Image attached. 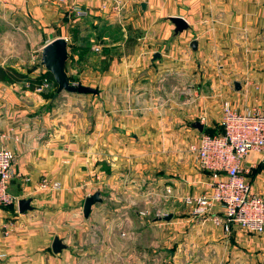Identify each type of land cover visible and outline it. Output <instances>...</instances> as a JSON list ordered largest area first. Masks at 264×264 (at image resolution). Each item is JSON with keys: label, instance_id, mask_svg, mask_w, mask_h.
Here are the masks:
<instances>
[{"label": "crops", "instance_id": "obj_1", "mask_svg": "<svg viewBox=\"0 0 264 264\" xmlns=\"http://www.w3.org/2000/svg\"><path fill=\"white\" fill-rule=\"evenodd\" d=\"M71 14L94 27L90 43H101L94 47L105 70L81 80L98 93L47 108L42 95L22 98L0 80V145L15 156L10 191L33 207L0 208V264H186L190 249L217 254L192 264H264V233L236 245L227 239L241 229L228 234L214 223L220 205L200 215L185 202L210 191L190 146L203 131L221 130L224 105L264 109V0H0V27L18 18L40 52L68 39L50 34L63 33ZM173 16L189 29L175 36ZM195 39L197 51L188 48ZM77 100L92 112L71 105ZM244 168L264 196V153L250 151ZM43 179L61 187L42 190ZM97 190L103 201L87 218L84 201ZM56 236L67 245L60 253Z\"/></svg>", "mask_w": 264, "mask_h": 264}, {"label": "built area", "instance_id": "obj_2", "mask_svg": "<svg viewBox=\"0 0 264 264\" xmlns=\"http://www.w3.org/2000/svg\"><path fill=\"white\" fill-rule=\"evenodd\" d=\"M73 10L78 17L87 15V11L76 4ZM221 125L222 131H203L198 142L190 146L200 168L209 173L211 182L208 193L188 195L185 202L200 215L220 205L223 214L213 220L226 232L237 227L247 233L263 234L264 196L254 190L252 182L245 177L244 159L252 150L264 153V109L241 111L227 102ZM5 138L6 133L0 129V143ZM14 158L11 148L0 145V208L16 205L20 200L10 191ZM60 187L59 182L47 179L39 184L42 190H57Z\"/></svg>", "mask_w": 264, "mask_h": 264}, {"label": "rangeland", "instance_id": "obj_3", "mask_svg": "<svg viewBox=\"0 0 264 264\" xmlns=\"http://www.w3.org/2000/svg\"><path fill=\"white\" fill-rule=\"evenodd\" d=\"M77 15V14H76ZM70 17V18H69ZM67 19L69 22H65V27L63 30V33L61 32V29L58 27L52 29V33L50 34V37H54L58 34H67L68 35V41H69V60L67 62V70L68 73L72 79L73 82L76 83H83L81 80L87 79L89 76H97L99 73L94 74L95 72H102L105 70L106 66L104 64V61L102 59L103 51H99L98 47H94L95 44L101 45L99 42H93L90 43L88 40V34H92L95 32L94 27L91 25H87V21L85 19H75L77 17H74V14H71ZM72 17V18H71ZM15 22L12 25L5 26L2 25L0 27V60L4 62H8L10 65H16L17 69L27 72L29 78L38 77L40 78V83L37 84L35 88H31L30 85L33 83L31 79H24L22 81H18L15 83H8L11 84L12 88L15 90V92L18 94V96L22 98H28L31 99L34 96H38V94L42 95L46 99V103L44 107L46 106L51 107L53 105H57L58 103L64 102L67 96L69 95H75V96H84V95H92L93 92H71L64 90L62 91L54 100L52 99V96H45V93H51L55 92L57 83L54 80H51L46 76L47 70L40 64V47H32V43L29 42L28 37V28L24 23L20 22L18 18H15ZM8 27V28H7ZM10 33L9 36H6ZM196 36V34H193ZM6 38V39H5ZM66 38V37H65ZM74 44V48H73ZM72 47V48H71ZM191 48V47H188ZM36 66V68H34ZM101 76V75H100ZM209 79V77L207 76ZM46 83H49L46 85ZM85 84V83H84ZM39 87H42L39 88ZM81 94V95H80ZM81 103V104H80ZM82 107L84 110H86L87 107L89 109L88 112H92V108L87 104L86 102H77L75 101L74 104ZM34 113V112H33ZM165 216H162V218ZM237 228V227H234ZM238 229V228H237ZM224 230V229H223ZM233 230V229H232ZM225 232L230 233L232 232ZM240 230V228H239ZM239 232L238 237L236 236V233L233 232L229 239H227L229 242H235L236 245H240V243L246 238L250 241H260L262 238V234H255L252 235V233H247L243 231L242 229ZM247 233V234H246ZM225 240V239H223ZM209 241H217L215 239H210ZM195 250H187L186 251V264H192L188 258H199L204 256H209L208 258L216 257L217 254L214 253V251L206 252L207 255H203L204 251H196ZM168 256V253L165 254ZM245 256V255H244ZM249 257L259 258L258 254L256 252L251 253L248 255ZM210 264H215L214 259L210 260ZM260 264V263H258Z\"/></svg>", "mask_w": 264, "mask_h": 264}, {"label": "water", "instance_id": "obj_4", "mask_svg": "<svg viewBox=\"0 0 264 264\" xmlns=\"http://www.w3.org/2000/svg\"><path fill=\"white\" fill-rule=\"evenodd\" d=\"M143 8L146 7V4L143 3ZM170 21L175 25L174 34L175 36L189 29L190 25L187 20L182 16H173L169 17ZM191 48L194 51L198 50V40H193L190 44ZM69 41L65 37H57L50 42L46 43L40 52V64L50 72L56 83L57 87L53 94L52 99L54 100L62 91L67 90L71 92H93L98 93L99 89L95 86L84 84V83H76L73 82L68 70H67V62L69 60ZM160 53H156L154 55V59L160 57ZM36 68V66L34 67ZM236 87L240 88V82L235 81ZM192 125L198 128L200 131L204 130V123L201 120H194ZM103 192L101 190H97L91 195H88L84 201L83 212L85 217H89L91 209L93 205L102 202ZM31 198H22L18 202L19 211L24 213L28 210H32L33 207L31 205ZM173 217L172 214L163 217L165 220H170ZM64 248H67V245L63 243V240L56 236L53 239L52 249L54 253H60Z\"/></svg>", "mask_w": 264, "mask_h": 264}, {"label": "trees", "instance_id": "obj_5", "mask_svg": "<svg viewBox=\"0 0 264 264\" xmlns=\"http://www.w3.org/2000/svg\"><path fill=\"white\" fill-rule=\"evenodd\" d=\"M44 77H47V78L50 77L49 79L55 81L53 75L50 72H48V71L46 73V76H44ZM26 78L31 79L33 81V83L30 85L31 88H35L37 86V84L40 83V81H39L40 78H38V77L29 78L27 72H23V71L17 69L16 67L0 65V80L5 81L7 83H15V82H18V81H22V80H24ZM44 95L45 96H52L53 92L45 93ZM222 130H223V127L221 128L220 131H222ZM209 132L210 133H216V132H213V131H209Z\"/></svg>", "mask_w": 264, "mask_h": 264}]
</instances>
